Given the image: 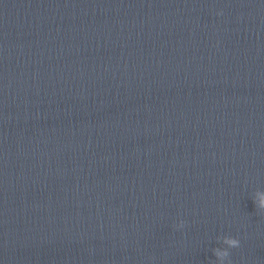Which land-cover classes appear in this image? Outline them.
Masks as SVG:
<instances>
[{"label":"clouds","instance_id":"obj_1","mask_svg":"<svg viewBox=\"0 0 264 264\" xmlns=\"http://www.w3.org/2000/svg\"><path fill=\"white\" fill-rule=\"evenodd\" d=\"M221 14V13H218ZM258 207H264V198H262L258 204ZM230 248H238L240 246V241L237 238L226 237L224 241ZM217 256H228L229 252L227 250L219 251L215 253Z\"/></svg>","mask_w":264,"mask_h":264}]
</instances>
